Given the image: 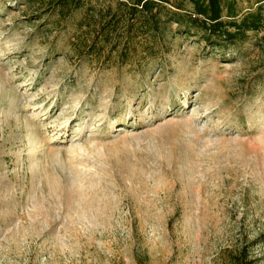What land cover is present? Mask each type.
Returning <instances> with one entry per match:
<instances>
[{
  "label": "rangeland",
  "instance_id": "obj_1",
  "mask_svg": "<svg viewBox=\"0 0 264 264\" xmlns=\"http://www.w3.org/2000/svg\"><path fill=\"white\" fill-rule=\"evenodd\" d=\"M54 1L0 0V264H264L263 33Z\"/></svg>",
  "mask_w": 264,
  "mask_h": 264
},
{
  "label": "trees",
  "instance_id": "obj_2",
  "mask_svg": "<svg viewBox=\"0 0 264 264\" xmlns=\"http://www.w3.org/2000/svg\"><path fill=\"white\" fill-rule=\"evenodd\" d=\"M192 5V11L186 15L181 14L182 6L177 5L173 15L175 23H183L188 29H196L202 34L203 40L214 43L234 42L242 39L248 31L262 32L264 40V12L260 7L254 11L246 12L241 18H236L234 5L226 4V12L222 0H187ZM54 3L60 13L81 8L84 0H55ZM171 0H121L118 4L122 13H128L125 21L128 35L135 28L152 29L157 27L160 9ZM224 17H227L226 19ZM110 31L106 28L102 33L105 36Z\"/></svg>",
  "mask_w": 264,
  "mask_h": 264
}]
</instances>
